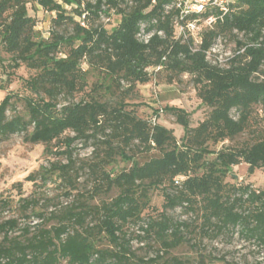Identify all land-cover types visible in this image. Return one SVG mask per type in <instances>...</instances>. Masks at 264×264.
<instances>
[{
	"label": "trees",
	"instance_id": "trees-1",
	"mask_svg": "<svg viewBox=\"0 0 264 264\" xmlns=\"http://www.w3.org/2000/svg\"><path fill=\"white\" fill-rule=\"evenodd\" d=\"M172 1L0 0V46L8 55L6 63L0 59V91H7L21 66L33 72L21 83L26 95L9 92L0 101V142L23 134L25 142L47 150L72 133L63 139L66 150L61 152L68 164H51L37 173L42 180L58 173L68 184L66 197L76 191L78 176L72 144L93 147L83 167L90 190L77 192L68 207L34 214L35 228L27 224L26 213L38 200H20L23 228L18 219L0 223V264H184L172 257H138L130 243L152 242L167 254L190 244L192 237L211 240L236 231L264 248V187L226 182L231 168L241 164L248 176L264 170V0H234L223 21L202 31L195 51L192 38L181 42L175 37L173 12L165 10ZM29 7L54 14L47 38L35 30ZM112 14L119 21L107 29L101 19ZM141 26L143 35H150L147 43L137 37ZM219 37L235 44L226 67L205 58ZM161 70L169 82L190 76L197 98L209 109L193 128L185 111L161 110L182 127L179 140L157 123L158 111L143 119L125 103L136 85ZM90 71L100 76L91 94L60 105L61 98L85 92ZM102 90L117 92L116 101L97 96ZM17 102L23 112L16 111ZM242 135L248 140L210 150ZM153 152L141 164L133 161L134 153ZM116 158L131 167L114 172L110 166ZM154 191L162 196L163 209H151L153 216L144 217ZM111 192L116 194L108 199ZM176 208L191 218L179 221L166 214ZM129 225H138L141 235L129 237Z\"/></svg>",
	"mask_w": 264,
	"mask_h": 264
},
{
	"label": "rangeland",
	"instance_id": "rangeland-1",
	"mask_svg": "<svg viewBox=\"0 0 264 264\" xmlns=\"http://www.w3.org/2000/svg\"><path fill=\"white\" fill-rule=\"evenodd\" d=\"M85 1L94 2V0ZM29 15L35 19V30L40 33L41 37L47 38L54 14L43 12L40 8L29 7ZM118 21L119 18L114 14L108 19L105 17L101 19V22L107 29L115 26ZM237 38L243 40L242 35H238ZM216 45V50L219 51L221 60H224L235 51V44L232 38L221 37V44L217 42ZM0 59L5 63L8 60V55L2 51L1 46ZM83 68L86 67L83 66ZM32 75L33 72L21 66L15 72L12 83L8 86L7 91H0V101L9 92L26 95L21 83L22 80ZM99 80L100 76L97 72L90 71L87 76L88 85L85 92L76 94L68 100L61 98L60 105L76 103L85 99L87 94H91L93 85L99 82ZM97 96H101L102 99L108 100L109 102H115L118 97L117 92L112 91L110 93L109 91L106 93L104 90ZM125 103L130 109L136 110L137 115L143 119L153 118V112L158 111L157 123L172 130L177 140L183 136V129L175 123L173 116L161 111L163 108L172 107L185 111L188 115L189 126L191 128L196 127L203 121L209 111L197 98L196 88L191 82L190 76L183 75L179 79H174L169 82L168 74L162 70L154 71L148 83L136 85L129 97L125 100ZM14 107L17 112H23L20 103L17 102ZM258 114H260V110ZM232 115L235 116L234 113ZM67 137H73V134L65 133L60 142L53 143L47 150L44 145H33L25 142L23 134L10 136L0 142V223L9 219H18L20 228H23L26 222L21 216V209L19 208L20 200H38V206L26 213L31 218L27 224L31 228H35L39 225V221L36 220L34 214L46 212L48 215L49 212H55L68 207L77 192L82 193L85 190L91 189L92 181L88 176L87 170L83 168L91 161L93 147L89 144L83 145L75 142L71 146L72 160H74L73 168L78 173L76 191L72 192L71 197L65 196L64 190H69L68 184L58 176V173L49 174L47 180H42L39 174H37L40 168L49 169L51 164H57L59 166H66L68 164L66 155H61V152L66 150L63 139ZM247 140L248 137L242 135L232 142L225 141L216 146H211L210 150L216 152L222 147L238 145ZM134 154L133 161L141 164L156 153L153 152L149 155ZM212 158V155L208 157V159ZM130 167V162H125L120 158H116L110 166L114 172L126 170ZM246 169L247 167L244 164L232 167L230 174L226 178V182L230 184H250L254 189L263 188L264 170H256L251 176H248ZM31 175H35V178L30 181L28 177ZM115 194L116 192H111L107 198L110 199ZM150 198L151 208L145 211L143 214L144 217L153 216L155 211L161 212L163 209V200L159 192H152ZM101 199H104V197ZM99 201L98 198H95L93 204H98ZM1 203H7V208H3ZM166 214L179 221L189 220L191 218L181 208H176L172 211L168 210ZM53 224L52 222L46 227ZM127 231L129 237L141 235L138 225H129ZM192 240L190 244H185L167 254H164L158 245L152 242H139L137 239H133L130 245L135 255L144 259L154 258L158 255L162 258L161 260L172 257L181 260L184 264H264V248L252 241H247L237 231L234 235L227 233L220 235L216 239L210 240L192 237ZM191 244L194 245L192 246Z\"/></svg>",
	"mask_w": 264,
	"mask_h": 264
},
{
	"label": "built area",
	"instance_id": "built-area-1",
	"mask_svg": "<svg viewBox=\"0 0 264 264\" xmlns=\"http://www.w3.org/2000/svg\"><path fill=\"white\" fill-rule=\"evenodd\" d=\"M233 2L234 0H173L169 6L165 7V10L166 13L173 12L172 27L176 39L185 42L189 37L192 38L195 51L201 44L202 31L212 29L218 22L223 21L224 17L231 12ZM142 28L143 26L137 37L140 41L147 43L150 35H143ZM216 41L221 44V37ZM216 41L205 53V58L211 65L226 67V62L233 54L221 60V55L216 50ZM158 69L160 68H156Z\"/></svg>",
	"mask_w": 264,
	"mask_h": 264
}]
</instances>
